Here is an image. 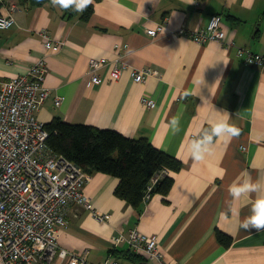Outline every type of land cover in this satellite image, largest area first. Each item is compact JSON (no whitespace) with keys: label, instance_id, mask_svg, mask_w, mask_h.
<instances>
[{"label":"crops","instance_id":"0c3cea01","mask_svg":"<svg viewBox=\"0 0 264 264\" xmlns=\"http://www.w3.org/2000/svg\"><path fill=\"white\" fill-rule=\"evenodd\" d=\"M10 4L18 11L14 26L0 31V81L24 75L45 59L43 86L50 95L35 115L38 122L45 126L59 119L146 138L181 162L169 193L153 195L137 209L115 196L116 178L89 174L82 193L109 219L100 223L90 212L71 208L59 248L89 264L108 259L119 264H264V229L240 227L260 194L249 193L234 204L229 194L237 182L264 183V65L248 66L236 56V48L264 56V0H92L86 19L84 12L69 14L70 8L36 0H8L0 4V14ZM215 14L221 15L225 40L233 47L198 45L175 34L205 28ZM159 24L165 29L156 37L146 34ZM41 30L64 41L58 53L46 51ZM118 45L127 46L120 55L125 65L120 78L108 82L107 66L98 72L102 83L92 85L89 60L114 61ZM146 68L158 76L135 83L131 71ZM56 96L62 98L59 107ZM144 97L154 101L153 109L143 106ZM221 123L238 134L213 137L210 150L194 160L192 144ZM230 206L239 210L238 217ZM132 230L156 237L161 261L149 263L125 245L111 244L112 236ZM217 231L231 239L229 247L217 241Z\"/></svg>","mask_w":264,"mask_h":264},{"label":"built area","instance_id":"2783aa9c","mask_svg":"<svg viewBox=\"0 0 264 264\" xmlns=\"http://www.w3.org/2000/svg\"><path fill=\"white\" fill-rule=\"evenodd\" d=\"M8 0H0L7 4ZM18 11L14 4L8 5L5 15L0 14V31L9 30L15 24L13 13ZM221 15H212L207 26L189 32L180 29L175 32L198 45L217 42L226 48L233 47L226 42V33L221 27ZM165 29L159 24L146 31L156 37ZM39 36L44 48L50 53H58L64 41H54L49 31L41 30ZM118 56L110 62L104 58L90 59L88 73L92 85L98 86L103 77L98 72L109 67L107 80L115 82L120 78L125 65L120 55L127 46H116ZM236 56L248 66L262 67L264 56L253 54L245 48H236ZM47 65L44 58L33 64L26 74L0 81V264H89L84 257L76 256L59 248L60 230L66 226V213L71 208H79L91 213L92 217L104 223L108 215L98 214L82 189L90 176L70 160L47 148L48 133L35 115L50 95L43 86ZM131 78L142 84L150 76H158L156 70L133 69ZM60 96L54 98L59 107ZM143 106L155 107L154 101L144 97ZM245 151L244 148H241ZM157 178L152 180V185ZM152 186L148 188L151 191ZM146 196L144 202L149 200ZM111 244L116 248L125 245L134 255L143 256L147 262H159V251L155 236H147L137 230L117 233ZM103 264H119L108 259Z\"/></svg>","mask_w":264,"mask_h":264},{"label":"trees","instance_id":"16d2710c","mask_svg":"<svg viewBox=\"0 0 264 264\" xmlns=\"http://www.w3.org/2000/svg\"><path fill=\"white\" fill-rule=\"evenodd\" d=\"M46 1L52 0H36L37 3ZM90 11L88 6L84 11L85 19ZM71 13L74 11L69 9ZM44 128L48 133V149L88 174L98 172L116 178L115 196L136 209L146 196L165 197L173 184L171 175L181 168L178 159L155 148L146 138L130 139L113 130L71 125L59 119H53ZM155 178L157 182L152 185ZM216 239L225 248L231 244V239L219 231Z\"/></svg>","mask_w":264,"mask_h":264},{"label":"clouds","instance_id":"9594fccd","mask_svg":"<svg viewBox=\"0 0 264 264\" xmlns=\"http://www.w3.org/2000/svg\"><path fill=\"white\" fill-rule=\"evenodd\" d=\"M92 0H52L53 6H60L64 9H71L77 13H83ZM173 125L177 123L172 121ZM225 133L237 135L238 130L233 127H228L225 123L217 124L210 129L209 134H206L201 140L192 144V157L194 160L203 158L205 152L209 151L213 137L221 136ZM258 193L259 198L252 204L251 215L245 217L240 222V227L244 229H264V183L259 180L252 181L251 179L242 182L234 183L229 188V194L232 197L233 204L235 201L246 196L249 193ZM229 211L234 216H239V210L235 206H230Z\"/></svg>","mask_w":264,"mask_h":264}]
</instances>
